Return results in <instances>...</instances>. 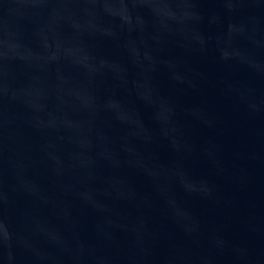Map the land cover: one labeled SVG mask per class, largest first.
<instances>
[{
    "label": "water",
    "instance_id": "1",
    "mask_svg": "<svg viewBox=\"0 0 264 264\" xmlns=\"http://www.w3.org/2000/svg\"><path fill=\"white\" fill-rule=\"evenodd\" d=\"M0 264H264V0H0Z\"/></svg>",
    "mask_w": 264,
    "mask_h": 264
}]
</instances>
